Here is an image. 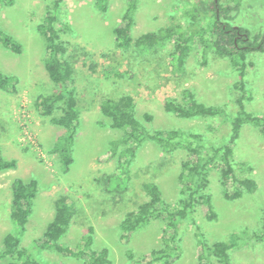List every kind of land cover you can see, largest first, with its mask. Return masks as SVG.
<instances>
[{"label":"rangeland","instance_id":"374dc122","mask_svg":"<svg viewBox=\"0 0 264 264\" xmlns=\"http://www.w3.org/2000/svg\"><path fill=\"white\" fill-rule=\"evenodd\" d=\"M51 1L12 0L0 9V29L22 46L18 55L0 46V71L17 78L15 92L0 90V157L16 162L15 169L0 173V250L4 235L16 230L10 219L11 183L20 178L38 184L21 236L22 247L37 262L85 264L54 251L40 250L34 243L53 219L55 199L63 196L74 215L61 243L75 248L91 227L92 250L106 248L112 264H146L151 259L150 252L163 248L167 240L163 218L151 221L125 239L121 238L119 223L146 200L141 189L146 181L157 184L170 208L178 205L177 176L185 152L178 150L168 155L156 142H145L131 165L132 179L127 189H107L106 177L119 171L117 158L107 160L104 153L112 141L123 136V131L110 128V122L99 112V105L105 99L130 95L136 103L138 120L143 121L145 113L152 116V122L146 124L150 133L177 129L202 134L207 142L221 145L229 132L224 119H182L167 113L163 106L168 99L182 103V92L188 90L197 101L223 107L233 115L237 111L232 89L238 80L237 59L217 56L199 40L192 44L182 70L178 69L173 54L174 41L150 50L134 47L119 50L113 29L127 0H106L104 7H99L97 0H63L61 18L68 25L61 36L67 46L64 58L73 69V88L80 113L71 153L73 162L65 172L61 162L49 153L65 131L53 125L50 117L42 115L35 105L38 96L59 91L44 70L45 41L37 31ZM221 3L236 6L231 12L233 27L246 29L251 37L264 31V0H221ZM186 7L184 0H137L132 40L179 24L186 26L183 17ZM244 62L247 92L244 108L256 116H264V52L251 53ZM59 106L54 116L60 114ZM233 163L239 178L255 182V191L229 201L223 196L218 169H211L208 188L217 219L207 221L204 208L198 206L191 215L194 222L180 223V249L173 264H197L201 245L196 226L208 245L230 242L236 235L243 238L229 252L230 264H264V136L254 126H242L233 146ZM239 164L243 167H238ZM232 188L231 184L226 187L229 192ZM128 253L133 259H128ZM211 263L217 264L214 260Z\"/></svg>","mask_w":264,"mask_h":264},{"label":"trees","instance_id":"16d2710c","mask_svg":"<svg viewBox=\"0 0 264 264\" xmlns=\"http://www.w3.org/2000/svg\"><path fill=\"white\" fill-rule=\"evenodd\" d=\"M188 7L183 9L186 26L176 25L157 32L145 33L132 40L131 30L134 25V14L137 0H127L126 7L118 25L113 29L115 46L125 51L131 47L140 50H150L164 46L168 41H174L173 54L176 56L178 69L182 70L187 55L195 40H199L206 48H210L217 56L235 58L238 80L232 85L235 93L234 103L237 111L229 115L219 106H207L194 97L188 90H183V102L168 99L164 110L182 119H224L228 124V138L225 143L207 142L206 137L199 133L172 129L150 133L146 124L152 122V116L143 114V121L135 117L136 103L132 96L124 95L117 99H105L99 105V112L106 118L110 128L123 131V136L110 143V148L104 153L107 160L117 158L119 174L107 176V189L125 190L131 181V165L138 149L148 141L156 142L161 150L168 155L175 151L185 152L180 162L177 176L180 187V199L175 208H170L163 199L162 193L153 181H146L141 189L146 200L137 205L136 209L128 212L119 223L121 238L147 226L151 221L163 218L167 240L163 248L152 250L151 259L146 264H173L179 252V226L183 221H192L191 215L198 206L204 208L205 219L214 221L217 214L214 210L208 188V173L217 168L223 196L229 201L240 199L244 193L251 194L256 189L255 182L250 178H239L237 166L233 163V146L239 137L243 125L250 124L264 136V116H256L244 108L246 101L245 90V58L255 52H264V31L250 36L242 27H233L231 12L236 6L222 4L221 0H184ZM12 0H0V9L11 4ZM63 0H52L37 31L45 41L46 57L43 62L44 70L50 81L59 86V91L51 95L38 96L36 107L41 114L50 117V122L62 128L61 135L52 146L50 155L61 162L65 172L73 162L72 147L79 124V110L73 88V69L64 58L67 52L62 33L68 28L61 18ZM106 0H97L99 7H104ZM202 45V46H203ZM0 46L18 55L22 51L21 44L0 29ZM238 65V66H237ZM17 78L8 76L0 71V90L15 92ZM60 104V114L54 116V111ZM213 128L211 127V130ZM210 130V131H211ZM218 145V146H217ZM238 167H243L239 164ZM16 168L14 160H4L0 157V173ZM231 184L232 191L226 187ZM38 192L35 180L24 181L13 179L11 183L10 219L16 230L6 233L2 239L0 264H40L22 247L21 236L25 232L32 203ZM73 210L66 198L59 196L54 201V216L43 234L35 240V246L40 250L54 251L59 255L82 260L85 264H112L106 248L92 250L93 229L88 228L80 244L70 248L61 239L67 234L72 224ZM196 237L200 240L201 253L197 256V264H230L229 252L238 247L243 241L241 236H234L230 242H215L208 245L202 238L200 229L196 226ZM264 231V223H263ZM260 240V237L257 238ZM128 259H133L127 254ZM62 264V263H60Z\"/></svg>","mask_w":264,"mask_h":264}]
</instances>
